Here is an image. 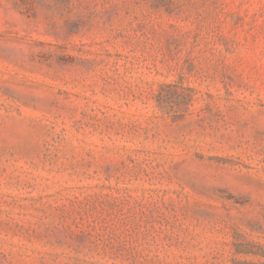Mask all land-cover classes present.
<instances>
[{
	"label": "rangeland",
	"instance_id": "obj_1",
	"mask_svg": "<svg viewBox=\"0 0 264 264\" xmlns=\"http://www.w3.org/2000/svg\"><path fill=\"white\" fill-rule=\"evenodd\" d=\"M0 264H264V0H0Z\"/></svg>",
	"mask_w": 264,
	"mask_h": 264
}]
</instances>
